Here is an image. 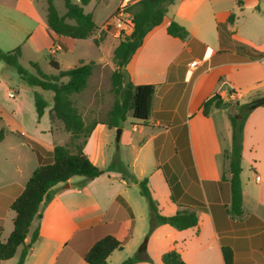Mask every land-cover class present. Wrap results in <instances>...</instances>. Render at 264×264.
I'll return each instance as SVG.
<instances>
[{
	"label": "crops",
	"instance_id": "0c3cea01",
	"mask_svg": "<svg viewBox=\"0 0 264 264\" xmlns=\"http://www.w3.org/2000/svg\"><path fill=\"white\" fill-rule=\"evenodd\" d=\"M137 1L121 0L115 9ZM23 2L38 14L32 0ZM243 6L263 11L258 0H251L248 5L242 0L240 7L236 1L173 0L162 23L146 34L125 68L133 85L155 86L148 122L144 125L131 122L129 129L123 124L119 127L117 139H122L123 145L130 150L128 169L112 167V164L110 167V160L117 157V163L121 157L105 154L111 134L118 128L97 124L87 139L84 153L104 172L82 187L78 186L81 178L76 181L72 178L66 184L54 187L53 198L41 208L38 219L31 224L25 243H29L37 226L38 237L23 264H86L82 253L105 233L116 238L121 246L119 250L134 244L138 218L150 224L149 210L144 209L138 197L141 196L140 189L138 193L135 188L143 179L148 184L146 177L154 171L163 174L159 166H167L175 175L179 186L178 203L189 200L198 205V225L185 230L158 225L152 230L154 235L148 236L144 250L147 251L152 241L153 254L160 260L166 252L176 250L186 264H224L221 255V238L224 237L237 241L232 246L233 264H264V105L252 108L243 125L240 160L243 226L234 230L232 220L221 209L230 204V173L225 152L231 147V127L226 110L233 111L236 102L248 104L264 97V46H255L240 38L235 25ZM230 14L233 15L232 23L227 22ZM171 21L188 31L185 40L167 34L166 28ZM40 28L48 35L46 23L45 27L38 25L34 31H40ZM49 40V47L57 46L50 49L55 55L62 48L53 44L50 37ZM85 40L93 42V38ZM207 49L210 52L206 57ZM247 52L254 56L250 58ZM257 52L263 56L254 59ZM192 62L197 65L190 66ZM253 73L259 76L254 78ZM215 94L229 106L226 109L212 107L205 117L201 113V104ZM144 129L149 133L136 138V134ZM183 134L191 168L180 161V165L171 164ZM39 135L40 131L33 136L38 147L44 152L52 150L55 145L47 148L40 145ZM25 147L27 152L24 154L18 149L22 145H17L1 155L4 164L0 166L2 242L13 229L14 212L10 210V204L37 166L34 152L28 144ZM130 176L135 183L128 178ZM256 176L260 177L259 181L255 180ZM167 190L171 201L168 184ZM171 203L173 214L186 207ZM156 205L161 214L173 215L165 214ZM162 242H166V246L160 251L158 245ZM21 249L19 247L14 257L0 264H16ZM144 260L147 264L155 263L149 255Z\"/></svg>",
	"mask_w": 264,
	"mask_h": 264
},
{
	"label": "trees",
	"instance_id": "16d2710c",
	"mask_svg": "<svg viewBox=\"0 0 264 264\" xmlns=\"http://www.w3.org/2000/svg\"><path fill=\"white\" fill-rule=\"evenodd\" d=\"M88 2L89 0H80L79 4H76L71 0H64L65 13L61 16L56 10L53 0H46V25L53 44L67 49L70 48L73 40H85L94 35L98 26L95 24L92 15L85 13L83 9ZM172 3L173 0H139L125 8V12L131 16L132 30L129 35L118 42L112 52V63L115 68L111 72L109 80L114 100L107 112L106 120L103 122L95 120L89 123L85 122L72 99L74 95L86 90L96 63L93 61L80 62L79 65L67 70H59L58 63L51 60L50 66L57 74L46 75L37 63L29 62L35 71V74H32L18 61L21 56L19 47L9 52L0 50V60L12 67L21 81L31 88L52 94L51 106L48 111L49 121L51 124L54 121L61 122L63 130L69 135L67 143L55 145L51 151L44 152L41 149L39 151L38 148L30 146L36 156L37 166L21 193L10 204V210L14 212L13 229L5 242L0 240V263L14 257L19 247L22 249L16 264L24 263L31 245L38 237L37 226L30 236L29 243H25L31 224L34 219H38L41 208L53 198L55 186L66 184L68 180L78 177L81 178L78 186L82 187L104 172L95 166L84 153L87 139L97 124H104L110 129L119 128L128 114H131L134 125H144L148 122L152 114L155 86L150 84L133 85L128 80L125 68L132 55L141 46L146 34L162 23L168 7ZM236 3L239 7L242 6V0H236ZM227 22H233L232 14L228 16ZM166 32L169 36L182 41L188 37V31L174 21L168 24ZM104 37L105 33H102L97 39L94 38V45L98 47ZM262 56V53L257 52L254 59ZM64 79L66 81H63ZM34 97L37 118L40 119L48 106V102L36 92H34ZM252 104L253 102L248 104L236 102L233 111L226 110L231 127V147L229 151L225 152V157L228 160V172L230 173L228 181L230 204L228 207L221 206V209L225 216L232 220L234 230L243 226L241 218L244 215L240 183L241 141L246 116L252 108H255L252 107ZM228 106L229 103L224 102L219 95L215 94L202 102L201 113L207 117L212 107L226 109ZM6 134L5 130L0 128V143ZM11 134L26 139L20 133L11 132ZM158 168L162 170L165 176L170 189L171 201L178 203L179 186L176 184L175 175L171 174L167 166H159ZM223 179L224 177H222ZM146 184V179L138 182L140 195L146 199L148 204L150 231L162 224H167L177 230H185L198 225L196 216L198 205L193 203L194 201L187 200L184 203H178V206H186L185 209L170 216L163 215L152 200ZM117 200L122 201L120 198ZM1 232L2 227L0 226V234ZM256 239L253 241L255 242ZM236 242V240L221 238V255L224 264H233L234 251L232 246ZM120 248V243L116 238L105 233L95 239L88 250L82 253V257L86 264H106L109 255ZM136 261V258H128L121 264H133ZM161 263L186 264L176 250H170L163 254Z\"/></svg>",
	"mask_w": 264,
	"mask_h": 264
},
{
	"label": "rangeland",
	"instance_id": "374dc122",
	"mask_svg": "<svg viewBox=\"0 0 264 264\" xmlns=\"http://www.w3.org/2000/svg\"><path fill=\"white\" fill-rule=\"evenodd\" d=\"M71 1L79 4L80 0ZM119 1L121 0H89L88 4L83 7L84 12L90 13L98 26V30L91 38L97 39L99 35L105 33V37L98 47L90 40H73L70 48H62L54 55V52L50 51V49L57 46L52 45L49 47V36L41 28L40 31H34L38 25L45 27L46 0H32L38 14L34 12L32 6L23 2V0H0V50L9 52L19 47L21 56L18 61L32 74H35V71L29 65V62L37 63L41 71L46 75L57 74L50 66L51 60L58 63L59 70H67L79 65L80 62L93 61L96 63L86 90L74 95L72 99L85 122L89 123L92 120L103 122L106 120L107 112L114 100L109 80L110 74L115 68L112 63V51L118 42L129 35L132 30L131 16L125 12L127 5L123 9L120 23L115 18L120 10V7L115 9ZM246 1L248 5L251 0ZM258 1H260L259 8L263 11L243 6L242 13L237 14L238 19L235 25L240 38H245L255 46L260 47L264 46V0ZM53 3L58 13L63 15L65 13L64 0H53ZM237 49L238 52L241 51L240 48ZM248 56L251 58L254 53H249ZM258 73H253L252 76L257 78L259 76ZM63 81L66 80L64 79ZM4 84L9 88L8 91ZM9 92L14 95L10 96ZM34 92L40 94L48 102V106L40 119L37 118L36 114ZM51 96L50 92L26 85L12 67L0 60V128H3L7 133L4 142L0 144L1 167L4 165L1 155L9 147L22 145V148L18 149L20 153L24 154L27 152L25 146L28 144L29 147H36L40 151V147H38L33 138V136H37L39 131L40 145L45 148L68 142L69 135L63 130L62 123L54 121L51 124L49 121L48 111L51 106ZM131 122L133 123L132 117L128 114L127 119L123 123L125 129L130 128ZM118 129L112 132L110 145L105 148V154L107 156L114 153V156H120L119 162L116 163V157L112 162L110 160L108 164L110 163V167L112 164V167L118 166L126 171L128 169L127 156H129L130 150L128 146L123 145L122 139H117ZM11 132L20 133L26 139H21L11 134ZM148 133L147 129L141 130L136 134V138ZM176 153V158L171 160V164L177 166V164L180 165V161V163L191 168L189 150L184 134L178 140ZM158 157L160 158V154H158ZM166 157H169V155L166 154ZM176 169L178 171V167ZM128 178L135 183L132 176ZM146 178L149 181L147 185L154 203L158 204L165 214H173L174 206L169 200L167 183L163 178V174L154 171L152 175H147ZM73 179L76 181L78 177ZM135 189L139 193V187ZM138 197L144 209L148 210L146 199L142 196ZM136 225L135 243L124 246L122 250L114 251L111 258L107 261L108 264H121L128 258H136L137 264H147L144 260L146 255L151 257V260L155 262L154 264H162L161 260L157 259L153 254L152 241L147 251L143 249L146 246L148 236L154 235V232L150 231V224L138 218ZM167 227L172 229L169 225ZM144 230H146L145 234ZM158 246L160 251L165 250L166 242H162Z\"/></svg>",
	"mask_w": 264,
	"mask_h": 264
},
{
	"label": "built area",
	"instance_id": "2783aa9c",
	"mask_svg": "<svg viewBox=\"0 0 264 264\" xmlns=\"http://www.w3.org/2000/svg\"><path fill=\"white\" fill-rule=\"evenodd\" d=\"M124 7H125V5H123L122 7H120V10L118 11L117 16L115 17V18H117L118 23H120V17L123 15V9H124ZM125 14H126V13H125ZM127 15H128V13H127ZM52 52H54V51H52ZM209 52H210V50L207 49L206 52H205V56H206V57L209 55ZM196 63H197V62H192V63L190 64V66L194 67V66L197 65ZM10 93H11V94H10ZM9 95H10V96H13L14 94H13L12 92H9ZM255 180H256V181H259V180H260V177H259V176H256V177H255Z\"/></svg>",
	"mask_w": 264,
	"mask_h": 264
},
{
	"label": "water",
	"instance_id": "95a60500",
	"mask_svg": "<svg viewBox=\"0 0 264 264\" xmlns=\"http://www.w3.org/2000/svg\"><path fill=\"white\" fill-rule=\"evenodd\" d=\"M260 105H264V97L259 98V99L255 100V101H253L252 107H257V106H260ZM117 132L118 133L120 132L119 129L117 130Z\"/></svg>",
	"mask_w": 264,
	"mask_h": 264
}]
</instances>
